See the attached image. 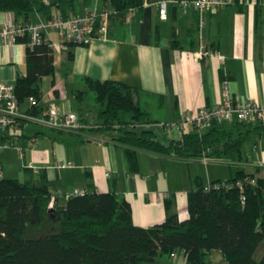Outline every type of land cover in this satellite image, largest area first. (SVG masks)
<instances>
[{
  "label": "crops",
  "instance_id": "1",
  "mask_svg": "<svg viewBox=\"0 0 264 264\" xmlns=\"http://www.w3.org/2000/svg\"><path fill=\"white\" fill-rule=\"evenodd\" d=\"M36 1L39 6L55 0ZM157 2L143 0L140 8L125 14L122 23L112 19L109 34L95 37L87 45L61 48L54 29L42 33L50 41L55 69L53 76L42 77L41 102L53 101L75 111L82 126L76 131L39 130L35 140L29 137L36 142L40 136L47 135L56 144L53 148L51 144L38 142L28 145L22 139L28 137L19 135L22 157L15 147L19 168L25 171L24 164L28 162L37 165L39 170L32 173L44 174L51 193L72 188L113 191L130 203L133 222L144 226L162 221L171 212L186 217L187 191L194 188L197 174L206 183L208 179H227L235 170L252 172L257 166L264 169V120L251 121L253 129L233 157L203 160V157H183L135 147L132 163L126 157L128 146L113 138L114 131L100 127L97 110L94 112L84 103L87 92H78L86 88L83 76L116 79L140 87L148 91L142 94L143 100H147L151 114L155 113L158 118L133 127L138 131L150 129L166 142L179 136L167 133L163 123L176 121L183 112L194 113L201 106L218 103L223 97L224 85L236 100L264 101V0L258 16L254 10L256 0H232L228 5L214 6L205 11L202 26L195 9L183 10L171 3L167 6V17H160ZM106 7L102 0H76L73 6L63 7L51 4L46 12L34 10L29 20L40 21L57 11L84 13ZM9 17L16 18L13 11L0 10V21ZM155 28L159 33L156 39ZM200 44L223 56L199 54ZM69 50L73 57L68 61ZM25 71V43H0V80L14 81ZM69 88L75 101L68 96ZM26 105L27 101L22 106ZM11 136L14 140V135ZM5 159L3 149L0 153L3 169ZM225 161L229 165L228 176L222 178L216 162ZM4 174L14 175L7 176L5 169ZM166 198L170 199L168 207ZM65 201L60 195L56 205H63ZM179 254L169 257L175 264H184L185 259L179 260ZM210 260L216 264L214 258ZM156 263L151 259L146 264Z\"/></svg>",
  "mask_w": 264,
  "mask_h": 264
},
{
  "label": "trees",
  "instance_id": "2",
  "mask_svg": "<svg viewBox=\"0 0 264 264\" xmlns=\"http://www.w3.org/2000/svg\"><path fill=\"white\" fill-rule=\"evenodd\" d=\"M75 1L38 6L36 0H0V10L13 11L16 18L29 21L34 10L46 12L51 4L73 6ZM102 1L108 6L109 24L112 19L122 23L130 9L143 3ZM261 1L254 4L255 16L261 12ZM158 34L155 28V39ZM17 40L25 43L26 68L15 79L17 100L23 105L32 96L34 102L27 103L26 110L39 114L45 107L42 77L53 76L55 69L52 47L46 38L33 45L27 43V35ZM72 57L73 52L67 51V60ZM82 79L86 88L79 94L92 92L100 127L114 131L113 138L128 146L126 157L132 163L135 147L183 157H233L253 129L251 121L233 120L214 123L204 131H184L179 144L175 137L164 142L150 129L133 127L151 120L148 102L142 97L148 91L116 79ZM24 169L32 174L30 168ZM252 177L253 183L248 181ZM237 179L243 181L241 188L235 184ZM220 182L233 185L214 187ZM208 184L199 174L194 176V188L187 191L186 217L171 212L162 221L144 226L133 222L130 203L113 191L88 190L49 210L50 191L42 172L37 182L5 176L0 179V264H146L158 254L170 256L172 252L183 254L184 264H213L207 255L214 248L221 251L226 264H264V249L256 256L264 241V169L235 170L229 178ZM169 204L166 198V207Z\"/></svg>",
  "mask_w": 264,
  "mask_h": 264
},
{
  "label": "built area",
  "instance_id": "3",
  "mask_svg": "<svg viewBox=\"0 0 264 264\" xmlns=\"http://www.w3.org/2000/svg\"><path fill=\"white\" fill-rule=\"evenodd\" d=\"M46 3V0L44 1ZM232 0H158V14L162 18L167 17L168 4L178 5L183 10L193 8L198 14V23L200 26L204 24V13L206 10L214 6L228 5ZM109 25V10L104 8L101 10L91 9L84 13L54 12L40 21H27L14 17L6 18L0 21V43L9 45L17 42V38L23 35L28 36V44L33 45L39 43L44 38L42 33L51 28L56 31L60 39V47L64 48L68 42H74L78 45H87L93 38L105 36ZM199 54L212 55L216 54L222 57L218 51L204 49V45L200 44ZM34 98L28 97L27 103L32 104ZM233 120L252 121L264 120V101L247 99L244 101L236 100L228 93L226 85H224V94L222 99L211 106H201L194 113L186 111L180 114L179 118L174 122L163 123L167 133H175L180 136L184 131L197 130L202 131L212 126L214 123L229 122ZM33 121L48 129L54 130H78L82 124L75 111L65 109L55 102H48L39 114L31 113L18 103L15 92L14 81L0 80V153L3 149L13 143V136L16 133H10V129L23 128L25 123ZM23 133V132H22ZM18 136V135H17ZM32 140L36 139L35 135H31ZM20 157L23 156L21 145L15 146ZM208 157L203 156V160ZM24 167L30 168L36 172L38 166L32 162L24 164ZM5 177L2 162L0 161V179ZM249 182L253 183L254 178H249ZM235 184L240 188L243 181L237 179ZM230 187L233 183L220 182L215 183L218 186ZM209 184L206 186L208 189ZM88 190L83 188H72L67 191L56 189L50 192L48 206L54 208L56 198L63 196L66 199L72 195L84 194ZM176 256V252L171 253Z\"/></svg>",
  "mask_w": 264,
  "mask_h": 264
},
{
  "label": "rangeland",
  "instance_id": "4",
  "mask_svg": "<svg viewBox=\"0 0 264 264\" xmlns=\"http://www.w3.org/2000/svg\"><path fill=\"white\" fill-rule=\"evenodd\" d=\"M71 88V87H70ZM67 89V92H68V96L70 99H72L73 101H75V95L74 93L71 91V89ZM84 103L89 105L91 110H94V112H96V110L98 109V105L95 103L94 99H93V95H92V92L91 91H88L86 93V95L84 96ZM74 108H76L74 106ZM87 115V114H86ZM150 118L152 121V118H158L156 117V114L155 113H152L151 114V111H150ZM48 128H45L44 126H41L33 121H28L25 123L24 127L23 128H15L14 130L13 129H10V133H16L17 135H20L22 132L24 134H28V135H32L34 131H43V130H47ZM17 135H14V140H13V143L15 145H11L9 144L8 146H6L4 148V151H5V155L7 156V159H5L4 161V169H5V173L7 176H10L12 174H14L13 176H16V177H19L21 180H24V179H27V178H31L32 181H35L37 182L39 180V176L37 173H29L27 172L26 170H22L19 168V156L15 150V146L16 145H21L22 141L20 139H17L18 136ZM23 141H25L26 144L28 145H35L36 142H38L39 144H51L52 145V148L53 147H56V144H52L53 141L51 139H49V137L47 135H42L40 136V138H38V140L36 142L34 141H31V139L28 137V138H22ZM26 149V148H25ZM6 158V157H5ZM218 163V165L220 166L218 169H220L219 172H221L222 175V178H226L228 176V164L227 162H222V163H219V162H216ZM9 164V165H8ZM210 181V179L206 180V183H208ZM215 250L211 251V253L209 254V256L207 255V258L210 259L211 257L214 258L216 261L215 263L216 264H222V262L224 260H221L220 259V255L218 254V251L216 248H214ZM263 249H264V241L260 244L259 248H257L256 250V256H260L263 252ZM219 258H218V256ZM183 254H179V260H181L183 258ZM160 259V260H159ZM152 260L158 262L156 264H175L171 258L169 257V255L167 254H158L155 258H153Z\"/></svg>",
  "mask_w": 264,
  "mask_h": 264
},
{
  "label": "water",
  "instance_id": "5",
  "mask_svg": "<svg viewBox=\"0 0 264 264\" xmlns=\"http://www.w3.org/2000/svg\"><path fill=\"white\" fill-rule=\"evenodd\" d=\"M176 143H177V144L181 143V139L178 138V139L176 140ZM51 209H53V208H50V207H49V210H51Z\"/></svg>",
  "mask_w": 264,
  "mask_h": 264
}]
</instances>
